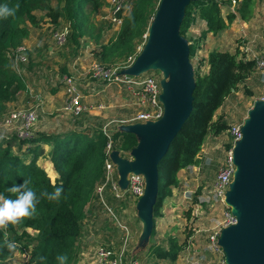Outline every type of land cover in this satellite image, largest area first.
<instances>
[{
  "label": "trees",
  "instance_id": "16d2710c",
  "mask_svg": "<svg viewBox=\"0 0 264 264\" xmlns=\"http://www.w3.org/2000/svg\"><path fill=\"white\" fill-rule=\"evenodd\" d=\"M132 8L124 16L123 24L114 37L101 43L97 58L106 66L125 61L136 52L137 41L146 32L152 6L155 0H129ZM61 7H53L50 0H0V5L20 8L14 17L0 18V115L6 110L7 103L14 100L20 90L26 87L24 79L11 65V52L31 35V27H38L41 18L36 10L47 11L52 22L58 24L61 18L71 22L66 41L80 46L84 36L92 35L89 28L83 27L82 8L92 4V12L106 4V0H62ZM231 0H195L186 7L180 27V34L190 42V58L196 56L201 41L209 33L218 34L225 30L237 15L247 21L253 14L256 0H239L236 10L223 15V6ZM200 18L206 21L207 28L196 38H189L188 32ZM109 26H112L109 22ZM101 29L95 35L98 41ZM141 41V40H140ZM143 41V39H142ZM98 60V61H99ZM208 72L202 71V63L194 69L195 89L193 92V110L182 129L172 141L168 152L159 163V191L153 205V233L156 219L162 216V208L167 198L179 187V172L191 165H198L199 154L210 134L219 135L230 128L231 124L224 114L216 117L217 111L227 98L247 84L248 78L257 71L256 59L246 58L239 51L213 50L208 54ZM63 72L68 73L64 67ZM248 94H253L246 88ZM74 120V126L67 131H37L31 137L21 138L17 134L0 137V194L6 198H16L8 190L13 185H21L30 180V185L39 197L37 213L33 218H24L18 225H8V240L17 245L14 251L4 246V229H0V264L11 259L17 250L32 245L31 264H41L39 257H46L43 264H59V255H66L69 263L75 259L76 240L82 235V219L85 202L91 191V182L103 183L105 180V159L108 136L103 131V122L99 117L83 114ZM113 149L124 157H130L131 151L139 144V137L134 132L113 129ZM44 145L50 147L46 152ZM23 146H26L25 151ZM232 146V140L226 144ZM20 151V152H19ZM24 155H31L27 161ZM48 155L59 176L52 181L47 170L39 165L38 160ZM63 187L59 201H49L41 197L42 191L52 193L55 187ZM201 187L195 193L194 203L199 201ZM191 210L187 212L190 215ZM29 228L37 230L31 235ZM152 233V234H153ZM184 242L177 237H170L169 246L153 245L152 253L159 259L177 261L184 249ZM73 259V260H74Z\"/></svg>",
  "mask_w": 264,
  "mask_h": 264
},
{
  "label": "rangeland",
  "instance_id": "374dc122",
  "mask_svg": "<svg viewBox=\"0 0 264 264\" xmlns=\"http://www.w3.org/2000/svg\"><path fill=\"white\" fill-rule=\"evenodd\" d=\"M110 0H106V4L99 8L96 13L92 12V4L82 8V28L85 26L89 28L92 35H87L81 38L80 46L76 43L65 41L63 44H58L54 34L56 31H61L67 28L71 30V22L66 18H61L59 23L52 22L50 16H48L45 10H36L37 15L41 18L38 27H31V44L28 50V61L22 63V71L26 87L19 91L17 97L7 103L6 110L0 115V121L3 117L13 109L32 108L38 109L39 120L34 126L33 133L42 129L44 125L47 132H60L70 130L74 126V120L77 117H73L71 114L63 110L64 101V88L63 82V68L65 67L69 74L76 78L77 83L83 78H88L92 82H101L100 84L110 83L108 90L114 88L113 82L98 80L88 73L92 62L98 61L97 54L101 49V43L107 42L111 37L117 34L118 27L109 26V13H110ZM53 7H61L63 5L62 0H50ZM161 0H155L152 6L150 14V20L146 32L143 34L142 39L137 41L138 46L144 47L145 42L150 34V29L154 17L160 7ZM132 8L131 1L128 2L125 13L128 14ZM236 10V7L234 8ZM101 29V38L97 41L95 35L98 34ZM116 32V33H115ZM147 35V38L145 37ZM249 39L242 33L241 23L236 30H231L226 34L225 39L222 41V48L228 49L232 52H242ZM38 43H41L42 61L37 65L34 62V55L37 56L39 50ZM53 46L52 51L49 47ZM34 47L32 57H30L29 51ZM199 53V52H198ZM100 61V60H99ZM193 68L198 65L199 57L195 56L191 59ZM124 62L119 61L112 66H121ZM52 68V70H51ZM21 71V70H20ZM21 71V72H22ZM149 74H155L158 78L169 79V74L162 70L160 62L154 63L151 68L146 71ZM90 77H89V76ZM91 78V79H90ZM104 82V83H103ZM79 85V83H78ZM81 87V86H79ZM118 89L123 88V103L130 109L131 113L134 112V101L132 95L128 89H125L124 85H116ZM251 89L253 94H248L246 88ZM83 88V86H82ZM57 93H53L54 90ZM263 89V85L261 86ZM259 99V91H256L249 87L248 84L241 85L240 89L232 93L226 100L223 108L218 110L216 117L220 113H225L228 117L227 120H231V123H242L250 118V111L255 108V102ZM123 107V108H125ZM128 110V109H127ZM89 113V112H88ZM86 113V114H88ZM224 114V115H225ZM84 115H82L83 117ZM10 130V129H9ZM8 130V131H9ZM13 130L9 134H5V131H0V137L5 135H11ZM228 133V131H227ZM229 135V133H228ZM230 136V135H229ZM231 138V137H230ZM226 144V143H224ZM44 147H47L44 145ZM26 146H23L25 151ZM50 147L48 146V148ZM47 150V151H48ZM20 152V151H19ZM131 154V153H130ZM24 158L29 161L31 155H24ZM42 158V157H41ZM39 158V160H41ZM47 159L50 160L49 157ZM217 164L215 161L214 165ZM53 181V174L51 169L48 172ZM206 179H214L217 174L215 167L208 166L204 171ZM59 175V174H58ZM117 177V176H116ZM119 178V177H117ZM57 179V178H56ZM98 181L91 182V191L85 202L82 203V210L84 211V217L82 219V233L87 231L89 234H93L88 244H84L81 235L75 242L74 253L75 259L66 264H80L81 252L88 250V252L95 255V250L101 246H112L117 252L124 250V260L128 261L139 260L144 262L148 255L144 254L143 250H151L153 245L169 246V237H177L180 242H184V249L180 252L177 261L173 262L167 259H160L161 264H184L186 259L190 261L199 257L198 250H196L193 241L197 234H202V240L207 243L210 242L209 235L219 228V224L223 221V207L215 205H201L200 203H194L195 193L197 187H190L193 191L190 197L184 198V187H177L174 189V194L165 200L162 208L163 215L156 219V229L153 233V228H146L142 232V224H137L136 221H141L138 208V200L130 193H125L124 198H116L111 189L107 186V192L104 193V199L112 209V213L101 202L98 194L97 187L100 185ZM110 193H109V191ZM191 210L188 216L187 212ZM142 223V222H141ZM154 226V225H153ZM151 233L148 232V230ZM199 230V231H198ZM31 235H36L34 230L29 232ZM153 233V234H152ZM190 244L192 247L186 246ZM209 253H211L209 255ZM203 255L206 256L204 264H210L209 262L215 260L216 253L211 250L204 249ZM220 256L219 253H217ZM12 263L3 262L1 264H24V258L21 255V251H16V256ZM12 257V258H13ZM92 261V260H91ZM139 262V263H140Z\"/></svg>",
  "mask_w": 264,
  "mask_h": 264
},
{
  "label": "water",
  "instance_id": "95a60500",
  "mask_svg": "<svg viewBox=\"0 0 264 264\" xmlns=\"http://www.w3.org/2000/svg\"><path fill=\"white\" fill-rule=\"evenodd\" d=\"M191 1L195 0H161L143 49L134 63L121 71L138 76L160 62L162 70L169 74V79L161 81L163 117L121 125V130L138 135L139 144L131 151V157L122 156L118 150L111 153L123 189L128 187L129 172H142L146 177L145 192L138 200L145 231L154 225L159 163L193 110L195 79L190 42L180 34ZM242 131V139L234 146L237 170L226 198L238 222L222 229L218 243L225 251L227 264H264V100H256Z\"/></svg>",
  "mask_w": 264,
  "mask_h": 264
},
{
  "label": "built area",
  "instance_id": "2783aa9c",
  "mask_svg": "<svg viewBox=\"0 0 264 264\" xmlns=\"http://www.w3.org/2000/svg\"><path fill=\"white\" fill-rule=\"evenodd\" d=\"M129 0H110V13L109 22L113 28L118 27L120 30L124 16L126 15V7ZM239 0H231V5L237 6ZM69 30L67 28L56 31L54 37L58 44H63L66 41ZM147 38V35L145 36ZM143 49L142 46H138L136 52L132 53L127 57L121 66H106L100 61H94L90 67V74L92 77L108 81V82H120L127 86L130 91L136 111L131 122L145 123L148 121H157L161 119L165 112L164 102L161 100L160 95L163 92L162 79L158 78L155 74H147L146 72L136 76L130 74H122L121 71L125 68L130 67L136 60L137 55ZM13 58H16L19 62L25 63L28 61V47L25 44L19 45L11 52ZM256 69L260 73L263 81V89L259 99L264 100V53L256 57ZM63 82L65 84V98L63 110L73 117H79L85 113L90 112L97 106L85 103L83 101V95L80 87L76 81V78L71 74H65L63 76ZM39 120L38 109L22 108L10 110L0 121V131H5V134L12 133L17 134L18 137L27 138L33 135V129ZM126 120L118 121L119 124L126 123ZM242 123H232L228 129V133L232 140V146L226 149V156L224 162L220 165L217 170L215 180L213 182L211 198L206 202L210 205L218 204L223 209V221L220 223L219 228L209 235L210 246L209 249L220 256L214 261L209 262L210 264H227L225 251L223 247L218 243L220 233L224 227L236 224L238 222L237 215L233 213L232 207L227 203V193L230 189V185L234 179L235 172L237 170V164L234 160V146L237 141L242 139ZM118 129V126H115ZM10 129V130H9ZM9 130V131H8ZM104 133L108 136V142L106 146V159H105V180L97 187V194L104 204V206L112 213L111 207L104 199V193L107 186L111 189L113 195L116 198H123L126 191L130 192L134 197L139 198L145 192L146 177L142 172L131 171L127 174L128 187L123 189L119 183V171L118 165L113 160L111 153L113 152V129L110 124L103 126ZM3 134L4 136H7ZM131 157V156H130ZM119 178H117V177ZM34 230L29 228L28 231ZM35 234L38 233L34 230ZM31 249L32 245L27 248H23L21 255L24 258V264H31ZM20 251V250H17ZM199 257L191 259V264H204L206 256L198 253ZM124 250L117 252L113 247L101 245L95 250L94 264H125L124 262ZM203 260V261H202ZM129 264H139L137 260L132 261Z\"/></svg>",
  "mask_w": 264,
  "mask_h": 264
},
{
  "label": "crops",
  "instance_id": "0c3cea01",
  "mask_svg": "<svg viewBox=\"0 0 264 264\" xmlns=\"http://www.w3.org/2000/svg\"><path fill=\"white\" fill-rule=\"evenodd\" d=\"M223 1H228V0H223ZM234 8L235 7L231 5V3L225 4L222 9L223 15L226 16L230 11H235ZM239 22L241 23L242 33L244 34V36H246L249 39V42L246 44V46L242 47L244 48L242 52H246V53L241 54V55L246 56V58L255 59L256 57L264 53V0H256L254 14L249 20L245 21L241 19L239 15H237V18L234 20V22H232L225 30L219 32L218 34L209 33L206 36V38L201 41V46H200V49L198 50L199 53L197 52L196 56L199 57L198 64L200 60L203 61L201 65H202V71L204 73L208 72L209 70V65L207 62L208 54L213 50H228V49L222 48V41L225 39L226 34L231 32L232 29L237 31ZM206 28H207L206 21L198 18L195 24L190 28L188 32V37L192 39L196 38ZM31 38L32 36L30 35L29 38H27L23 43L28 47V50L31 49L30 45L32 46ZM38 47H39V50L37 51L38 54L37 56L34 55V62L36 61L37 65L39 64V62L42 61V58H41L42 53H39L41 51V48H40L41 43H38ZM53 49H54L53 46L49 47L50 51H52ZM33 51H34V47L32 48V50L29 51L30 57L33 56L32 55ZM11 65L13 68H15L18 74L24 79L23 71L21 67L22 63L19 62L16 58H11ZM88 73L90 74V71H88ZM65 74H69V72ZM78 83H79V86H81L80 90L83 95V101L85 103L92 104V105H102L101 107L97 106L95 109L91 110L88 114L99 117L103 122V126L106 124H110V127L112 129L116 128L115 126H118V129L121 130V125L123 124H119L118 121L126 120L127 122L124 123V125L138 123V122L130 121L135 114L136 107H134V112L131 113L130 109L125 107L128 105L126 103H123L122 101V97L124 94L123 88L118 89L116 87V85L121 84V85H124L125 89H127V86L125 84H122L120 82H113L112 84L114 85V88L113 89L110 88L108 90L109 86L111 85L110 83H108L109 86L104 82H103L104 84H100L101 82H98V81L95 83V82H92V79L90 81L86 77L83 78L82 81L79 80ZM247 84L249 85L250 88L256 91H259V97H260V94L262 92L261 86L263 85V81L258 71L254 72L248 78ZM53 93L54 94L57 93V90L55 89ZM64 95H65V88H64ZM63 105H64V101H63ZM223 106L219 110H221ZM220 114H223V113H220ZM224 116L226 119L228 118L226 114ZM228 122L230 124L234 123V122L231 123V120L230 121L228 120ZM45 128L46 127L42 125V129H39V131H46ZM230 139L231 138L228 135L227 131L219 135L210 134L209 136H207L203 144L202 150L199 154V158H200L199 164L191 165L189 167L182 169L179 172V178H180L179 186L184 187V190H183L184 198H188L192 194L193 191L190 189V187H197V190L199 187H201V192L198 195L199 201L197 203H200L201 205H204V204L209 205L208 203L201 202V201L204 199L206 200V202H208V200L211 198L213 182L216 176H214V179L212 181L211 179L210 180L206 179L204 171L206 170L208 166L215 167L216 170H218L220 165L225 160L226 149H227L226 144L230 141ZM45 148H48V146ZM47 150L48 149H46V152ZM47 157L49 156L46 155L42 157L41 160H38V163L39 165L44 167L47 170V172H49V169H51V172L53 174V181H55L59 175L54 167L53 162L51 161V159L50 160L47 159ZM215 161H217L216 165H214ZM105 192H107V190ZM136 199L139 200V198H136ZM140 220H141L140 222L138 220V222L136 221V223L139 225L142 224V232H143L145 230V227H144L145 222L143 221L142 218ZM82 235H83L82 237L85 238L83 239L84 244H88L93 234H89L87 233V231L86 232L83 231ZM201 236L203 235L197 234L196 237H194L196 238L194 240H198V242L196 243L195 241L192 242L195 245L196 250H198L197 253H202L204 249H207L208 251L210 250L209 249L210 242L205 243L202 240ZM169 239L170 237L168 238V241ZM188 246H190V248L192 247L190 244H188L186 248ZM109 247H112V246H109ZM143 251H144V254L148 255V258L144 262H140L139 260H137L138 263L140 262L139 264H161V262H159L160 259L157 258L152 253V249L149 251L148 250H143ZM210 254L211 253H209V255ZM81 255H84V256H81L80 264H94V256L93 254L91 255V253L88 252V250L82 251ZM14 256H16V253L14 254ZM217 257L218 255L216 254L215 259H217ZM14 259L15 257L7 260L6 262L12 263V260ZM132 261H135V260H132ZM132 261H128L127 259L126 261L124 260L125 264H129ZM184 264H191V262L186 259V262Z\"/></svg>",
  "mask_w": 264,
  "mask_h": 264
},
{
  "label": "clouds",
  "instance_id": "9594fccd",
  "mask_svg": "<svg viewBox=\"0 0 264 264\" xmlns=\"http://www.w3.org/2000/svg\"><path fill=\"white\" fill-rule=\"evenodd\" d=\"M20 5H15L14 8H9L7 5H0V18L14 17ZM30 180H24L21 185H13L8 191L16 194V198H6L0 194V229H4V246L11 252L17 247L15 242L8 240V233L6 231L9 224L16 226L24 218H33L37 213V204L40 202L36 192L29 187ZM63 187H55V191L48 193L46 190L40 193L41 197L47 198L49 201H59ZM59 264H66L67 256L59 255L56 257ZM41 264L46 260V257H39Z\"/></svg>",
  "mask_w": 264,
  "mask_h": 264
}]
</instances>
